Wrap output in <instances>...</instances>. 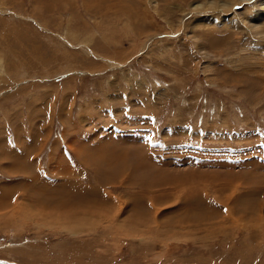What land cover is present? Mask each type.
<instances>
[{"label": "rangeland", "instance_id": "obj_1", "mask_svg": "<svg viewBox=\"0 0 264 264\" xmlns=\"http://www.w3.org/2000/svg\"><path fill=\"white\" fill-rule=\"evenodd\" d=\"M0 264H264V0H0Z\"/></svg>", "mask_w": 264, "mask_h": 264}]
</instances>
